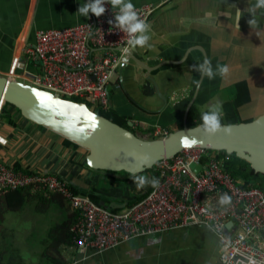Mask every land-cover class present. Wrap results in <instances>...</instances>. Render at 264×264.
Returning a JSON list of instances; mask_svg holds the SVG:
<instances>
[{"label":"crops","instance_id":"crops-1","mask_svg":"<svg viewBox=\"0 0 264 264\" xmlns=\"http://www.w3.org/2000/svg\"><path fill=\"white\" fill-rule=\"evenodd\" d=\"M130 2L135 8L155 7L149 20L150 39L148 46L136 50L138 62L122 67L120 63L109 87L110 111L133 123V128L146 131L143 138L156 137V130L171 134L180 129L194 98L198 111L205 112L209 105L230 99L228 90L242 81H247L251 102L241 110L255 98H264V8L256 7L257 0H238L237 5V0ZM85 3L87 0H0V74L10 73L23 41L33 42L37 30L84 23L87 17L78 9ZM252 20L255 23L250 25ZM204 59L211 61L214 72L218 65H227L229 74L201 77L192 66ZM141 66L149 67V72ZM254 82L259 84L257 91ZM13 112L9 109V114L0 116L1 161L9 165L19 162L31 172L57 174L77 187L95 189L97 194L125 205L117 211L153 188L138 191L130 175L87 169L83 164L85 150L69 147L60 135L23 117H13L14 124H9L7 118ZM263 114L264 110L257 108L243 119L254 120ZM196 121L194 116L193 123ZM156 173L154 168L145 176L156 179ZM70 208L65 204L64 210ZM63 255L66 264H222L217 237L202 226L134 238L99 255L88 252L83 256L68 245L63 247Z\"/></svg>","mask_w":264,"mask_h":264},{"label":"built area","instance_id":"built-area-1","mask_svg":"<svg viewBox=\"0 0 264 264\" xmlns=\"http://www.w3.org/2000/svg\"><path fill=\"white\" fill-rule=\"evenodd\" d=\"M103 6V15L89 13L82 24L37 30L33 42L23 41L6 76L64 99H85L109 112V87L131 46L128 34L117 26L119 7H112L110 0ZM135 10L148 24L155 7ZM29 60L39 68L27 69ZM4 105L0 103V116ZM168 135V131L155 132L156 137ZM228 155L192 148L160 161L155 166L159 187L122 211L76 193L74 184L57 174L25 173L0 160V198L29 186L61 195L78 212L71 228L72 245L83 256L103 254L134 238L202 226L217 237L222 264H264V191L240 185L225 169ZM192 164L200 166V171ZM225 193L231 197L230 204L220 203Z\"/></svg>","mask_w":264,"mask_h":264},{"label":"water","instance_id":"water-1","mask_svg":"<svg viewBox=\"0 0 264 264\" xmlns=\"http://www.w3.org/2000/svg\"><path fill=\"white\" fill-rule=\"evenodd\" d=\"M238 4V0L234 5ZM147 33L152 27L148 22ZM138 47H131L122 58L121 67L130 61H137L135 52ZM144 70L149 67L141 66ZM199 89V88H198ZM195 102L189 104L183 128L164 138L145 139L134 133L133 123L128 128L99 115L83 102L64 99L58 94L39 89L20 80L0 74V103L9 104L18 109L21 116L40 127H44L85 150V163L94 171L111 173L124 172L134 176L154 169L162 160L174 158L186 149L203 148L213 152L235 154L247 161L253 172L264 175V114L251 122L232 125L228 134L223 131L207 136L199 125L188 126V116ZM195 138L197 143L191 148L182 146V139ZM147 158V160L145 159ZM195 171L200 166L192 164ZM105 206V202H101ZM118 202H112L110 208H124ZM232 223L228 225L230 227Z\"/></svg>","mask_w":264,"mask_h":264},{"label":"trees","instance_id":"trees-1","mask_svg":"<svg viewBox=\"0 0 264 264\" xmlns=\"http://www.w3.org/2000/svg\"><path fill=\"white\" fill-rule=\"evenodd\" d=\"M228 92L230 99H227L224 103H222L224 115L221 116V124L251 122L253 119L244 120L241 116V109L251 102L250 90L247 81H242L235 84L228 90ZM71 100L76 102L88 103L85 99L80 98H71ZM9 109H13L14 112L12 117L9 119L7 118V120L9 124H14L15 121L13 117L17 118L22 116L18 109L9 104H5L3 106V113H1V115L4 114L5 117L7 114H9ZM191 112H193L194 116L197 117V121L192 125H189V127H195L199 124H202L201 114L204 112L200 113L196 105L191 108L190 113ZM99 115L113 121L116 124H119L122 127L128 128V121L124 117H120L115 112L101 110L99 111ZM183 126V124L180 125V129H182ZM144 133L146 134L147 132L144 131ZM158 138L163 137H151V139ZM64 142L69 147H73L74 149L80 148L78 145L67 139H64ZM221 154L225 156L228 155L224 152H222ZM83 164L87 169L91 170L87 167L85 162ZM12 166L17 171L31 173L30 169L23 168V166L19 162L15 163ZM225 169L240 185L258 187L264 191V175L254 173L250 164L247 161L236 157L235 154L230 155L229 161L225 163ZM157 175L158 174L156 173V176ZM73 187L76 193L89 196L96 204L101 205V202H105L104 207L112 211H117L110 208V204L112 202L111 199L97 194V191L95 189L89 191L81 190L75 185ZM146 195L147 194L142 195L137 200L129 203V206L139 202ZM30 201H37L39 212H45L48 208H50L51 205H56L61 211H66L64 220L60 223H57L49 230L47 238L44 241L45 251L43 253V257L45 259H42L45 264H66L63 255V247L72 245L71 228L77 221L78 212L71 208L68 212L67 210H64L65 204H67V202L61 195L56 193H46L40 190L34 191L33 186L17 190H10L0 198V264H27L25 259L20 255V253H18V251L12 252L10 250L11 248H14L13 244L11 245L9 242L10 239L14 237V231L8 227H5L4 224L6 221L7 213L22 211L25 205Z\"/></svg>","mask_w":264,"mask_h":264},{"label":"clouds","instance_id":"clouds-1","mask_svg":"<svg viewBox=\"0 0 264 264\" xmlns=\"http://www.w3.org/2000/svg\"><path fill=\"white\" fill-rule=\"evenodd\" d=\"M106 0H90V2L85 3L80 6L78 13L88 17L89 13L96 17H100L106 11L103 6ZM112 7H119V15L116 16L117 26L120 27L125 33L128 34L130 39L128 40V45L131 47L144 48L148 46L149 35L147 34L148 25L144 20L140 19L135 10V6L130 2V0H110ZM256 7L264 8V0H257ZM206 16H211V13H206ZM112 23L111 21L109 22ZM255 21H249V24H254ZM138 34V35H137ZM192 70L200 74L201 77H207L208 79H214L216 75L226 77L229 74V67L227 65H218L216 71H213L211 61L209 59H204V61L198 65H193ZM197 88L200 86V82L196 81ZM222 116V104L217 102L209 105V110L201 114L202 124L199 126L201 130L207 136H214L220 132L228 134L232 128V125L222 126L221 124ZM182 146L185 148H191L196 143L195 138H189L185 136L182 141ZM147 160V158H145ZM133 183L136 185L137 190H142L146 186H151L153 188L159 187V180L152 178L149 179L143 175H134L132 177ZM221 204H230L231 197L226 193L220 198Z\"/></svg>","mask_w":264,"mask_h":264},{"label":"rangeland","instance_id":"rangeland-1","mask_svg":"<svg viewBox=\"0 0 264 264\" xmlns=\"http://www.w3.org/2000/svg\"><path fill=\"white\" fill-rule=\"evenodd\" d=\"M31 60L28 62L27 69L36 70L39 67L35 66ZM244 75V74H243ZM250 78H252L250 76ZM257 84V82H254ZM259 84L254 86V90L259 89ZM91 110L99 113L101 109L99 107H94L92 104L86 103ZM259 108V110H264V98H258L253 101L249 106L241 110V116L247 117L254 114ZM224 115V112H222ZM185 118V116H184ZM194 113L191 112L188 118V126L193 124ZM131 130L138 136L142 137L145 133L142 130L131 128ZM164 138V137H163ZM103 172V171H95ZM153 172V169L146 171L140 175H148ZM106 173V172H104ZM108 173V172H107ZM122 174H126L120 172ZM79 189L85 190L84 188L78 186ZM116 201L115 198H111ZM128 202H131L128 201ZM38 208L37 201L28 202L24 209L19 212H9L6 214V221L4 226L12 229L14 231V237L10 239V244L14 246L10 250L13 252L18 251L20 255L25 259L27 264H45L42 259L43 253L45 251L44 241L47 238L49 230L64 220L66 211H61L56 205H51L45 212H39L36 210ZM41 256V257H40Z\"/></svg>","mask_w":264,"mask_h":264}]
</instances>
